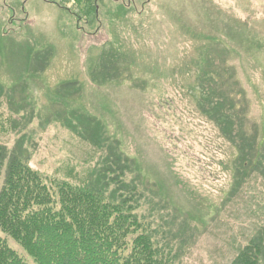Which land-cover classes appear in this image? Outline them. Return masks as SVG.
I'll return each instance as SVG.
<instances>
[{
    "label": "rangeland",
    "instance_id": "1",
    "mask_svg": "<svg viewBox=\"0 0 264 264\" xmlns=\"http://www.w3.org/2000/svg\"><path fill=\"white\" fill-rule=\"evenodd\" d=\"M95 3L86 19L73 1L0 0L1 144L49 179L104 184L114 143L170 264H229L264 242V179L239 162L241 135L264 139V0ZM211 72L241 102L236 141L201 111Z\"/></svg>",
    "mask_w": 264,
    "mask_h": 264
},
{
    "label": "trees",
    "instance_id": "2",
    "mask_svg": "<svg viewBox=\"0 0 264 264\" xmlns=\"http://www.w3.org/2000/svg\"><path fill=\"white\" fill-rule=\"evenodd\" d=\"M58 1H73L77 14L86 19L95 16L96 0ZM208 74L201 80V111L219 123L229 140H235L231 131L236 113L232 111L241 102L236 103L232 93L227 97L214 91L216 79L212 72ZM9 122L10 118H0V131ZM244 136L239 137L243 153L239 162L251 168L244 171L246 179L253 174L264 179V139L262 147ZM113 147L114 143L108 146L111 154L102 161L105 183L101 184L100 175L96 181L87 176L75 182L49 179L33 169L28 158L11 153L0 142V231L35 264H170L171 253L158 246L148 222L138 214L136 186L126 181L125 174L135 161ZM252 153L257 154L255 159ZM111 184L114 187L109 189ZM0 264L28 263L0 236ZM229 264H264L262 238L248 241Z\"/></svg>",
    "mask_w": 264,
    "mask_h": 264
}]
</instances>
